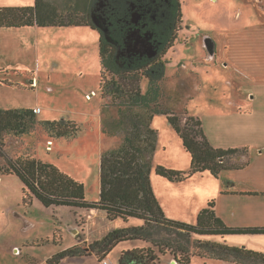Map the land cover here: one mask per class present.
<instances>
[{"label":"rangeland","instance_id":"374dc122","mask_svg":"<svg viewBox=\"0 0 264 264\" xmlns=\"http://www.w3.org/2000/svg\"><path fill=\"white\" fill-rule=\"evenodd\" d=\"M52 1L63 10L57 0ZM180 1L182 28L166 56V77L159 83L163 94L160 105L180 115L183 123L187 115L200 118L208 135L220 143L229 137L228 130L232 133L245 124H237L233 117L225 116L235 108L231 105L235 94L230 84L234 68L230 60H239L236 55L244 45L237 40L239 46L235 45L233 33L262 21L264 3L255 0ZM93 17L100 27L103 24L106 27L101 14L94 13ZM206 36L218 40L220 45L224 42L229 55L223 53L212 58L204 42ZM99 45V30L88 26L0 28V46L10 54L8 60L0 59V67L6 68L0 69L3 81L0 83V107L20 109L31 105L40 108L36 112L38 122L29 133L6 136L12 156L30 155L57 165L84 182L86 198L93 202L100 198L102 153L120 145L123 136L118 106L123 100L114 102L110 91L100 88ZM145 45L148 46L139 40L134 47ZM226 57L229 60H224ZM20 70L35 71V88L18 86L30 85L32 79ZM148 86V80L142 79L143 92H147ZM247 119L257 125L260 118L253 114ZM53 120L74 122L79 127L77 136H57L42 124ZM105 126L114 133H105ZM152 127L157 132V145L151 178L167 183H155L159 197L165 201L170 218L196 223L199 212L209 205V200H217L221 195L225 180L209 172H199L182 181H169L158 175L155 166L186 170L191 158L167 115L155 114ZM182 153L189 158L188 164L183 162ZM240 157H229L228 161L235 162ZM1 177L0 264H45L49 257L77 244L80 239H84L80 246H87L111 230L127 225L121 219L109 220L106 212L100 209L67 205L48 207L37 198L25 203L21 179L15 174ZM143 245L146 243L141 240L119 243L107 255V264H121L124 250ZM174 261L173 256L167 254L163 262L157 264H179ZM227 261L198 256L193 258L192 264H224ZM61 264L104 263L93 254L65 258Z\"/></svg>","mask_w":264,"mask_h":264},{"label":"trees","instance_id":"16d2710c","mask_svg":"<svg viewBox=\"0 0 264 264\" xmlns=\"http://www.w3.org/2000/svg\"><path fill=\"white\" fill-rule=\"evenodd\" d=\"M35 0L32 6L0 7V28L25 26H90L100 32L101 79L100 88L108 89L120 106L123 136L120 145L106 150L101 156V191L98 201L86 198V185L62 171L58 166L30 155L14 158L5 140L8 134L29 133L38 122L30 108H0V177L15 174L22 183L24 202L39 199L45 206L67 205L100 209L109 220L121 219L127 225L111 230L101 239L87 246L79 242L49 257L45 264H61L65 258L95 255L100 262L119 243L141 240L144 246L124 250L121 264H157L171 254L179 264H192L195 257H215L240 264H264V252L223 240L230 234L264 233V227L228 226L215 210L211 200L203 208L196 223L170 218L164 211L153 187L151 172L157 145V132L152 127L155 114L167 115L170 123L190 153L189 169L179 170L163 165L155 166L158 175L170 181H182L193 174L208 171L218 178L229 169H240L247 162H229L228 158L247 151L239 147L214 146L200 118L187 115L183 123L180 115L160 105L163 94L159 83L166 77L167 54L175 45L182 28L180 0ZM67 7V8H65ZM94 13L103 14L108 34L93 20ZM141 18L146 23L142 35L147 36L152 54L121 56L128 34L127 21ZM124 25L125 34L119 32ZM3 69V68H0ZM28 76H32L28 73ZM110 77V78H109ZM149 82L147 92L141 81ZM3 81L0 80V83ZM13 84L12 82H9ZM20 87L34 88V85ZM122 107V108H121ZM138 108V109H136ZM140 110H145L142 112ZM47 130L57 136H77L79 127L65 120L44 121ZM107 134L114 133L107 126ZM134 221H140L135 223ZM80 238V236H79Z\"/></svg>","mask_w":264,"mask_h":264},{"label":"crops","instance_id":"0c3cea01","mask_svg":"<svg viewBox=\"0 0 264 264\" xmlns=\"http://www.w3.org/2000/svg\"><path fill=\"white\" fill-rule=\"evenodd\" d=\"M255 1L264 3V0ZM34 2L35 0H0V7L32 6ZM261 19L262 21L257 24L250 25L242 31L238 30L233 33L235 45L239 46L236 44V40L244 43V45L242 49L238 50L239 52L236 55L241 63L237 59L230 60V63L234 66L232 73L233 80L230 84L233 86L235 94V99L231 101V105L235 106V108L225 116L233 117L237 121V124L241 122L242 124L247 123L248 125L244 124L245 127L239 125L241 127L238 126L235 130L231 131L232 133L228 130L226 134L229 137L224 135L227 140L225 139V141H221L220 143L214 142L206 132L211 143L216 147H239L247 149L246 152L238 155L241 156L240 159H234L236 160L235 162L239 163L247 162L246 166L240 169L225 170L218 177V179L223 178L226 184L225 189L221 191V195L215 200V210L217 215L228 226L233 227H264V14ZM20 28L38 29L41 27L35 25L12 29ZM211 39L216 49L215 56L212 58H217V55H222L223 53L227 56L228 53L225 50L227 47L224 46V42L220 45L218 40L216 41L212 37ZM232 40L233 38H231ZM227 42L228 44L231 43L230 41ZM8 55H10L9 52H5V48L0 46V59L6 58L8 60ZM224 60H229V58L226 57ZM0 63L2 64V62ZM1 64L0 66H2ZM20 71L23 74L25 72L31 74L32 79L30 80V85H35L37 78L34 70ZM26 107L34 110L38 106L34 107L30 105ZM253 114L260 118L259 122H257L259 124L257 125L250 123L247 119V116H252ZM49 147L51 146L48 145ZM182 158L183 162L188 164L189 158L185 153H182ZM1 179L2 177H0ZM152 182L156 188H154L156 194L159 197L158 184L165 185L167 183L160 178L153 179ZM155 183L158 184L156 185ZM158 199L166 214L169 216L165 201L160 197ZM223 240L231 245H245L244 248L264 252V233L230 234L226 235ZM224 264L240 263L229 260V262L227 261Z\"/></svg>","mask_w":264,"mask_h":264},{"label":"flooded vegetation","instance_id":"af4514ba","mask_svg":"<svg viewBox=\"0 0 264 264\" xmlns=\"http://www.w3.org/2000/svg\"><path fill=\"white\" fill-rule=\"evenodd\" d=\"M101 15H103V14H101ZM102 17H103V19L105 21L104 23H105L106 27H104L103 26L104 24H103L101 28H102L103 32L106 34V36H107L108 28H107L106 19H105L104 16H102ZM133 27H136V29H134V30L129 32L128 37L130 39L127 41V46L125 48L124 47L123 48L118 47L119 48L118 51H119L120 55L124 56V57H131L132 55L139 54V53L140 54H148V53L152 54L153 50H152L151 44L148 42V39L146 38L147 36L142 35V30L146 27V23L144 22V20L142 18L140 20H138V19L135 20L134 17H132V19L130 21H127V28H133ZM126 31L127 30L125 29L124 25H120L119 26V32L120 33L125 34ZM139 40L144 41L145 44H147L148 46L145 45V47H139V46L134 47L135 44H137V42ZM206 40H209L211 43L213 41H212L211 37H209V36H206L204 38V42H205V45H206V48H207ZM130 46H132V47L130 48ZM207 50H208V48H207ZM208 52H209V50H208ZM215 52H216V49L214 48V53ZM214 53L212 55L209 52L211 57L215 56Z\"/></svg>","mask_w":264,"mask_h":264},{"label":"water","instance_id":"95a60500","mask_svg":"<svg viewBox=\"0 0 264 264\" xmlns=\"http://www.w3.org/2000/svg\"><path fill=\"white\" fill-rule=\"evenodd\" d=\"M93 20L99 27L101 26V24L94 17H93ZM206 44H207V48H208L209 52L213 55L214 48H215L214 43L213 42L211 43L209 40H206ZM174 262H176V260Z\"/></svg>","mask_w":264,"mask_h":264},{"label":"built area","instance_id":"2783aa9c","mask_svg":"<svg viewBox=\"0 0 264 264\" xmlns=\"http://www.w3.org/2000/svg\"><path fill=\"white\" fill-rule=\"evenodd\" d=\"M40 111V108H36V109H34V112H39ZM50 145H52V143L50 144ZM104 264H107V260L106 259H104L103 261H102Z\"/></svg>","mask_w":264,"mask_h":264}]
</instances>
